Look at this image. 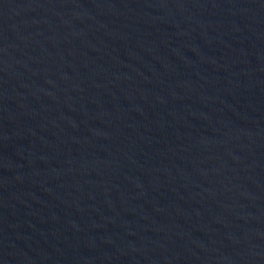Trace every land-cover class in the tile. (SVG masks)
<instances>
[{
    "label": "water",
    "instance_id": "1",
    "mask_svg": "<svg viewBox=\"0 0 264 264\" xmlns=\"http://www.w3.org/2000/svg\"><path fill=\"white\" fill-rule=\"evenodd\" d=\"M0 264H264V0H0Z\"/></svg>",
    "mask_w": 264,
    "mask_h": 264
}]
</instances>
